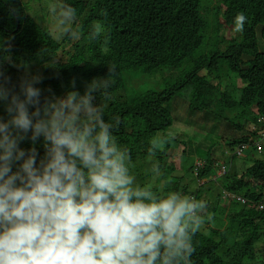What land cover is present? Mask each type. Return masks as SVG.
Returning <instances> with one entry per match:
<instances>
[{"label":"trees","instance_id":"1","mask_svg":"<svg viewBox=\"0 0 264 264\" xmlns=\"http://www.w3.org/2000/svg\"><path fill=\"white\" fill-rule=\"evenodd\" d=\"M68 2L77 10L73 30L79 33V39L58 41L46 26L29 16L25 2L0 0V39L10 38L13 61H5L3 70L11 83L18 85L26 72L39 73L43 79L36 86L41 88L42 96H49L73 90V80L75 90L81 93L93 79L110 80V87L97 95V104L103 108L106 121L118 119L113 135L129 151V167L136 183L151 187L158 196L177 192L207 202L202 219L208 222H201L193 236L196 251L192 264H244L246 257L255 264H264V258L255 253L259 243L264 242V208L260 207L264 202V151L260 159L244 166L241 175L239 168H230L218 176L217 165L223 163L215 159L213 146L206 148L214 134L216 144L229 148L233 157L238 146L262 142L264 0ZM238 13L247 17L242 33L235 31ZM97 24L101 31L91 39ZM227 35H231L229 40ZM157 71L160 77H168L161 82L163 88L155 89L153 84L139 80L138 88L146 91L132 101L117 99L126 75L135 73L150 80ZM228 72L237 83L222 88ZM178 110L185 112L186 118L179 114L182 124L192 136L200 138L199 144L206 152L200 156L198 146H184L180 168L175 171L166 167L165 160L174 142L169 129ZM0 115H5L2 107ZM210 121L214 123L208 125ZM158 140L166 146H157L152 155L150 149ZM29 146L27 141L21 144ZM37 151L43 155L39 143ZM195 159L201 160L199 166ZM154 165L160 168L159 177H154ZM179 173L190 175L195 186L183 185L184 177L179 178ZM146 178L155 183L149 184ZM211 185L217 188V194L207 196ZM223 192L245 201L233 199L219 218L214 204L219 203ZM209 222L215 227L209 228Z\"/></svg>","mask_w":264,"mask_h":264},{"label":"clouds","instance_id":"2","mask_svg":"<svg viewBox=\"0 0 264 264\" xmlns=\"http://www.w3.org/2000/svg\"><path fill=\"white\" fill-rule=\"evenodd\" d=\"M49 13L58 38L79 39L72 27L77 10L68 0H56ZM246 23L238 13L235 31ZM100 31L95 25L90 38ZM10 49V38L0 39V264H192L207 202L177 192L158 196L136 183L129 151L113 135L118 119L106 121L97 104L111 81L93 79L81 93L73 80V90L42 96L39 73L11 83L3 70L5 61L13 62ZM26 141L30 146L21 147ZM263 149L261 141L250 142L234 154ZM217 166L218 176L230 169ZM153 173L160 175L158 165ZM222 196L245 201L223 192L213 203L217 210Z\"/></svg>","mask_w":264,"mask_h":264},{"label":"rangeland","instance_id":"3","mask_svg":"<svg viewBox=\"0 0 264 264\" xmlns=\"http://www.w3.org/2000/svg\"><path fill=\"white\" fill-rule=\"evenodd\" d=\"M22 2H25L27 4L28 7V14L29 16H31L37 23H39L41 26H46L51 34V36L58 40L61 41L63 38H58L57 37V29H56V21L54 19V17L49 13V7L51 4L55 3L56 0H52L51 3L49 2H45V0H22ZM77 23V22H76ZM75 23V24H76ZM75 24L72 26L74 27ZM236 35V34H235ZM231 35H227L226 39H230ZM160 72L157 71V73H155L152 78L149 80L142 77H138L139 75H136L135 73H130L128 75L125 76V80L123 88L119 91L118 95H117V99H127L128 101H132L133 99H135L140 93L146 91V89H139L138 85H139V80L141 81H145L148 82L150 84H153V86L155 87V89H161L163 88V83H161L164 79L166 80L168 77H160L158 74ZM226 77L228 78V80H223L221 82V87L224 88L225 86L228 85H234V82H237V78L235 76H233L230 72L226 73ZM149 80V81H148ZM239 81V80H238ZM239 95V92H237V96ZM183 97H178L176 99H181ZM174 99V100H176ZM173 100V101H174ZM180 105L183 103L179 102ZM179 111V110H178ZM174 112L173 115V121H172V126L169 129V133L172 135V139H174V142L171 143V147L169 149H167V158L165 160L166 162V167L168 169H170V167H172L171 169L179 170L180 168V164H181V159H180V154L182 152V150L185 149V147L187 149H189L191 147L196 149V147L198 146L199 150H196V152L198 153V155H203L204 152H206V148H209L210 146H213V149L216 150L215 152V159L218 162H222L227 164L228 166H230L231 170H236V168L238 169V173L241 175V173L244 171V166L252 163L254 160L256 159H260L262 157V154H260V151L258 150V153L255 154L253 151H251L250 153L246 154V152H243V157H240V155H234V157L232 156V152L231 150L223 145V148L221 145L216 144V135H213V138L210 141V144L208 142V137H203V140L206 141L205 143L209 144L206 145V148H202V146L199 144V140L200 138H197L195 136L191 135V131L189 128H187L186 125L182 124V118L179 116V114H181L184 118H186V116L184 115V111L181 112ZM203 122H201L200 124H202ZM211 123H214L213 121L208 122L207 124L210 125ZM212 127V126H211ZM210 127V128H211ZM209 128V129H210ZM215 129L212 128V131H214ZM262 145H264V134L262 137ZM197 139V141H195ZM162 140H158V142L156 143L159 149H163L166 146V143L163 142L161 143ZM185 146V147H184ZM264 151V149H263ZM262 151V152H263ZM195 162H201V160L195 159ZM165 168V167H164ZM153 170V169H152ZM161 175V173H160ZM159 175V176H160ZM157 176V177H159ZM184 177V181H181L182 184H186L189 188H192L193 186H195L194 182L191 181V179L189 178L190 175L184 174V173H179L178 177ZM170 181L172 180L171 175H170ZM149 180V184H154L155 180L151 179H147L146 181ZM199 184L202 183V181L198 182ZM214 185V184H213ZM208 187V186H207ZM209 190L206 192L207 196L211 195V194H217V188L214 189V187L211 185L209 186ZM205 196V195H204ZM221 200H223L224 203H221L218 208H219V213L221 214V217L223 218V210L226 208L224 204H226V206L228 207V205H230V201L227 200V198H221ZM202 222L206 223L208 222L207 218H203ZM215 223H211L210 227L212 229V227H215ZM221 229V228H220ZM209 232L206 230V234H208ZM232 233L233 230H232ZM257 251L255 253L260 254V255H264V242L263 243H259L257 249ZM244 264H255L253 260H246Z\"/></svg>","mask_w":264,"mask_h":264},{"label":"built area","instance_id":"4","mask_svg":"<svg viewBox=\"0 0 264 264\" xmlns=\"http://www.w3.org/2000/svg\"><path fill=\"white\" fill-rule=\"evenodd\" d=\"M256 146L259 148V145H256ZM241 148H242V149H244V148H245V146H244V147H241ZM239 153H240V150H238V151H237V154H239ZM221 169H222V171H224V170H225V168H224V167H222Z\"/></svg>","mask_w":264,"mask_h":264}]
</instances>
